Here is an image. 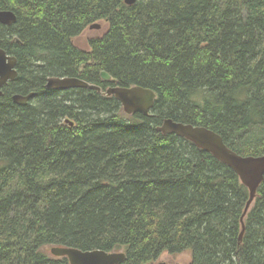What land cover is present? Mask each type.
Returning <instances> with one entry per match:
<instances>
[{
	"label": "trees",
	"instance_id": "obj_1",
	"mask_svg": "<svg viewBox=\"0 0 264 264\" xmlns=\"http://www.w3.org/2000/svg\"><path fill=\"white\" fill-rule=\"evenodd\" d=\"M0 11L18 19L0 24L18 72L0 96V264H70L54 246L122 251L121 264H264V181L242 223L238 175L156 130L171 119L264 154V0H0ZM94 24L104 34L79 48ZM56 77L157 97L149 116H128L113 96L47 89Z\"/></svg>",
	"mask_w": 264,
	"mask_h": 264
},
{
	"label": "water",
	"instance_id": "obj_2",
	"mask_svg": "<svg viewBox=\"0 0 264 264\" xmlns=\"http://www.w3.org/2000/svg\"><path fill=\"white\" fill-rule=\"evenodd\" d=\"M139 0H125L126 5H134ZM18 19L12 11H0V24L12 26ZM101 24H94L89 29L99 30ZM16 42H19L15 38ZM17 58L9 55L5 50L0 49V96L3 95L2 88L14 82L18 72L16 70ZM103 81H112L107 72L100 74ZM47 89L67 91L72 89H88L113 96L118 100L126 115L132 116L141 113L149 116L156 100V93L150 89L140 86L133 87H109L104 93L99 86L92 85L84 80L75 77L50 78L47 82ZM35 97L34 93L28 96L14 95V103L26 106ZM69 125L74 123L66 121ZM157 132L163 135H175L193 143L197 148L211 154L221 163L230 167L239 177L241 183L249 190V200L246 204L241 222L248 213L255 201L257 190L264 181V154L261 156H242L230 149L223 138L212 130L205 127L194 126L175 122L171 119L165 120L157 127ZM243 225V224H242ZM241 237L244 234V226ZM56 258H67L70 264H121L126 260L125 252H106L102 250L82 251L75 248L54 246L49 250ZM156 264H167L159 262Z\"/></svg>",
	"mask_w": 264,
	"mask_h": 264
},
{
	"label": "rangeland",
	"instance_id": "obj_3",
	"mask_svg": "<svg viewBox=\"0 0 264 264\" xmlns=\"http://www.w3.org/2000/svg\"><path fill=\"white\" fill-rule=\"evenodd\" d=\"M105 30H106V26L104 24L101 25V28L99 30L88 29L83 35L77 38L76 40L77 46L81 49L87 50L89 40L102 36ZM49 250L50 248L48 249V251ZM190 260L191 259L189 254H181V255L165 254L158 260L157 263L165 262L167 264H190Z\"/></svg>",
	"mask_w": 264,
	"mask_h": 264
},
{
	"label": "bare ground",
	"instance_id": "obj_4",
	"mask_svg": "<svg viewBox=\"0 0 264 264\" xmlns=\"http://www.w3.org/2000/svg\"><path fill=\"white\" fill-rule=\"evenodd\" d=\"M246 207V206H245ZM251 209V208H250ZM249 212V211H248ZM244 213V212H243Z\"/></svg>",
	"mask_w": 264,
	"mask_h": 264
}]
</instances>
